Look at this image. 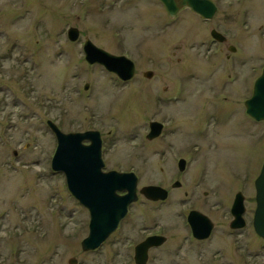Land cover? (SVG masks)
Here are the masks:
<instances>
[{"label": "rangeland", "instance_id": "374dc122", "mask_svg": "<svg viewBox=\"0 0 264 264\" xmlns=\"http://www.w3.org/2000/svg\"><path fill=\"white\" fill-rule=\"evenodd\" d=\"M212 1L218 11L204 20L188 7L172 17L160 0H0V264H70L71 258L76 264H136L133 244L151 232L167 240L150 251L147 264H264V239L253 228L264 121L262 131L250 122L249 137L238 133L243 119L227 121L226 115L240 106L237 97L233 104L217 102L206 89L239 92L242 106V92L264 66V0ZM73 26L77 41L67 36ZM213 29L239 49L233 56L240 64L241 50L248 53L244 85L222 88L229 72L221 67L231 51L226 47L211 66L201 43L212 42ZM86 38L133 60L135 77L123 83L102 65L88 64ZM174 92L178 98L168 103L158 98ZM212 113L225 124L211 121L206 129L203 119ZM172 116L175 124L163 121ZM49 119L65 132L99 130L105 170L133 171L138 189L161 185L168 198L139 194L102 247L83 250L89 213L51 167L57 140ZM151 120L165 122V136L147 138ZM210 142L219 147H207ZM244 166L250 172L247 226L229 234L225 205L215 208L212 190L215 184L224 191L240 188L235 173ZM175 180L182 186L172 187ZM191 209L216 222L205 242L190 233Z\"/></svg>", "mask_w": 264, "mask_h": 264}, {"label": "water", "instance_id": "95a60500", "mask_svg": "<svg viewBox=\"0 0 264 264\" xmlns=\"http://www.w3.org/2000/svg\"><path fill=\"white\" fill-rule=\"evenodd\" d=\"M169 14L174 17L184 8L189 7L205 18H213L217 6L212 0H161ZM212 35L223 41L224 37L216 30ZM79 30L69 28L68 37L76 40ZM85 58L90 64H101L108 71L117 74L123 80H130L135 75V63L125 55H115L99 46L90 39L84 43ZM152 71L145 76L152 77ZM88 88V84L85 86ZM248 112L257 119H264V70L257 79L252 98L247 101ZM48 125L57 138V148L52 158L54 171L63 172L69 191L90 211L89 234L82 241V249L94 250L118 228L126 217L129 205L138 200V176L134 172L103 171L105 166L102 158V137L98 130L79 132H64L52 120ZM163 128L159 122L151 123L148 139L157 137ZM89 140L90 143H84ZM16 152V151H15ZM185 166V160H180V168ZM176 185H180L177 182ZM257 207L254 215V228L264 238V164L262 172L256 179ZM123 192V193H120ZM139 192L148 199L158 201L168 197V190L160 185H145ZM243 196L239 195L233 206L235 219L232 227L244 225ZM193 235L199 239L208 238L213 229L210 217L199 210H192L188 215ZM164 236L154 235L136 247L135 261L146 264L148 249L165 241ZM76 258L70 259V264H76Z\"/></svg>", "mask_w": 264, "mask_h": 264}, {"label": "flooded vegetation", "instance_id": "af4514ba", "mask_svg": "<svg viewBox=\"0 0 264 264\" xmlns=\"http://www.w3.org/2000/svg\"><path fill=\"white\" fill-rule=\"evenodd\" d=\"M202 17V16H201ZM203 18V17H202ZM204 20H207V19H205V18H203ZM211 20V19H210ZM225 42L224 41H222V42H219V41H215L214 39H213V41L212 42H202L201 43V45L202 46H204V49H206V51H207V55H205V57L206 58H208L209 59V62L211 63V66L213 65V61L214 60H216V57H218V56H222L221 54H222V52L225 50V48L227 47V50H230L231 52H229V53H227L226 55H225V57H226V59H225V66H223V67H221V68H223V70H224V73H226L227 71L229 72L228 74H227V76L229 77V81H227V83H226V81H224V85L222 84V88L224 87V89L226 88V86L228 85V84H230V85H233V84H235V83H237V82H239L240 84H242V85H244L245 84V82L244 81H242L244 78H246L247 79V77H248V75H247V68H246V63L248 62V60L246 59V57H247V54L248 53H245L244 52V50H241V54H242V60H241V64H240V62H239V60L238 59H235L234 58V56L233 55H235V53L239 50L236 46H234L233 44H229V43H227L226 41H228V39H227V37L225 36ZM239 67H242L240 70H239ZM263 68H264V66L262 67V70H261V74H262V71H263ZM214 69L215 68H212V71H211V73L212 74H210L209 76H213V71H214ZM136 71H137V67H136ZM146 72V71H145ZM144 72V73H145ZM188 72H190L191 73V76H194L195 74H193L191 71H188ZM152 77H149V78H153V76H154V72L152 71ZM260 74V75H261ZM143 75H145V74H143ZM259 75V76H260ZM258 76V77H259ZM135 77V76H134ZM133 77V78H134ZM147 77V76H146ZM258 77H256V79L258 78ZM256 79H254L253 80V84H251L252 85V87H251V85H250V80H249V83H248V89H247V91H243L242 92V94H244L243 95V97H244V99H243V102H242V106H241V103H240V99H242V97L240 98L239 96H235V95H238L239 94V92H234V91H225V90H223L222 92H219V91H214V89H215V86L213 87V86H208V88H206V89H208V95H210V94H213V96H216V99H217V102L219 101V100H222L224 103H228V102H230V104H233V103H235V97H237V99H238V103L237 104H239L240 106H238L237 107V110H234V109H229V111L226 113V115H227V121H230V120H232V119H234V117L236 116V115H238L239 117H238V119H243V122H241V123H239L238 124V126H237V128L239 129V130H237V132L238 133H241L242 132V134L244 133L245 135H247L248 137L250 136V127H251V121L253 122V125L254 126H256L257 127V129L259 130V131H262V120H259V119H256L255 117H253L249 112H248V108H247V101H249L250 100V98L252 97V95H253V92H254V85H255V81H256ZM208 80H210V79H208ZM130 81V80H129ZM129 81H122L123 83H128ZM201 86H203L202 84H201ZM206 87H207V85H206ZM204 91H206L204 88H201V93H203ZM165 92H168L167 90H165ZM178 92H174V94H170V95H166L165 97H162V96H158V98L160 99V98H165L166 99V101H167V103H168V100L169 99H177L178 98V96L176 95ZM165 101V102H166ZM236 109V108H235ZM163 121H168L169 123H173V124H175V117H173L172 116V119H170V118H167V119H164L163 118ZM211 121H213V122H215L216 123V125L217 126H219V125H224L225 123H222V118H221V116L220 115H218V114H214V113H212L211 115H208V117H206V118H204L203 119V124H202V126L203 125H205L204 127L207 129L208 128V126L211 124ZM152 122H159V123H162L163 124V128H162V132L157 136V137H155V138H158V137H162V136H165V122H161V121H159V120H151L150 122H149V130H150V127H151V123ZM241 128V129H240ZM219 131V130H218ZM217 131V132H218ZM241 131V132H240ZM217 132H216V135H217ZM218 135H220V134H218ZM260 137H262V135H260ZM154 138V139H155ZM259 141H260V139H259ZM199 145V144H198ZM206 146L208 147V146H211V147H213V146H215L216 148H218L219 147V145H217L216 143H208V144H206ZM14 154H17V152H15L14 151ZM183 158V157H182ZM181 159V158H180ZM180 159L178 160V169H179V171H181V172H183L185 169H186V166H187V161H186V159H184L183 158V160H185V166H184V168L183 169H181L180 168ZM249 167L248 166H244L243 167V169H242V171L241 170H238V172H236L235 174H236V181H240L241 183V187L240 188H237L235 191H233V189L231 190V188H232V185H230V187L229 188H227V190L226 191H224L225 190V186L223 185V184H215L214 185V187H213V190H212V192H213V194H212V198H214V200H216V204H214V206H215V208L216 209H219L218 207H219V204L220 203H222L221 205L222 206H224L223 208H224V210H223V213H221V215H223V216H227L228 217V219L226 220L227 222V226H228V228H229V232H231V233H229V234H233V233H235V232H237V234L239 235L240 234V232L241 231H243L244 229H245V227L247 226V219H246V217H247V212H248V208H247V196H246V194H245V187L246 186H248L249 187V182H250V172H249ZM262 172V166H261V169H260V172H259V174L257 175V177L260 175V173ZM257 177L255 178V180H254V189H255V209H256V207H257V199H256V194H257V190H256V179H257ZM177 182H179V184L180 185H176L177 184ZM182 186V182L180 181V180H175L173 183H172V187H181ZM221 192H223V193H225V195H222V193ZM169 193V192H168ZM205 193V195H208V191H205L204 192ZM239 195L241 196H243V206H244V212H243V214H242V217H243V219H244V225L243 226H240V227H236V228H234V227H232V224L234 223L233 221L235 220V219H237V217L235 216V213H233V206H234V204H235V202H236V200H238L239 199ZM226 205H228V207L226 208ZM222 208V209H223ZM226 208V209H225ZM192 210V209H191ZM191 210H189V212L191 211ZM87 211H88V213H89V210L87 209ZM215 211H218V210H215ZM189 212H188V214H189ZM254 213H255V211H254ZM188 214H187V218H188ZM89 218H90V213H89ZM253 218H254V215H253ZM212 220V219H211ZM212 223H213V229H212V232H211V235H212V233H213V231H214V229H215V224H216V222H214L213 220H212ZM189 228H190V226H189ZM253 228H254V226H253ZM255 230V229H254ZM190 231H191V228H190ZM256 232V231H255ZM191 234H192V231L190 232ZM228 233V232H227ZM155 234H160V233H149V234H147V235H144V236H142L141 237V239L140 240H137L134 244H133V248H134V256H135V254H136V247L140 244V243H142L148 236H151V235H155ZM257 234V233H256ZM160 235H162V234H160ZM211 235L208 237V238H205V239H199V238H196L193 234H192V236L197 240V242H205L206 240H208L210 237H211ZM258 235V234H257ZM259 236V235H258ZM166 237V236H165ZM260 237V236H259ZM260 238H262V237H260ZM263 239V238H262ZM166 240H167V237H166V239H165V241L164 242H166ZM163 242V243H164ZM163 243H161V244H159V245H154V246H151L149 249H148V260H149V253H150V251L151 250H153V249H156V248H158V247H160ZM104 244V243H103ZM102 244V245H103ZM102 245L98 248V249H100L101 247H102ZM239 247H241V246H239ZM239 247H238V249H239ZM95 250H97V249H95ZM92 251H94V250H92ZM243 256H245V254H243ZM246 257V256H245ZM148 260H147V262H148ZM16 264V263H15ZM147 264V263H146ZM214 264H218V263H214ZM238 264H246V263H238Z\"/></svg>", "mask_w": 264, "mask_h": 264}]
</instances>
